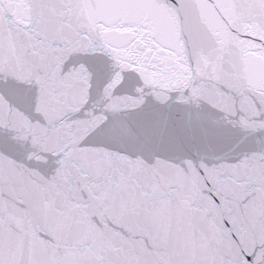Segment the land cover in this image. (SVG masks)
<instances>
[{
    "label": "snow or ice",
    "instance_id": "6c2138e0",
    "mask_svg": "<svg viewBox=\"0 0 264 264\" xmlns=\"http://www.w3.org/2000/svg\"><path fill=\"white\" fill-rule=\"evenodd\" d=\"M0 264H264V0H0Z\"/></svg>",
    "mask_w": 264,
    "mask_h": 264
}]
</instances>
